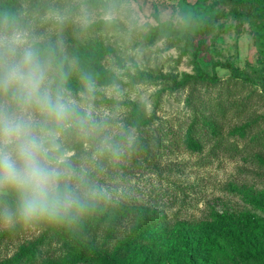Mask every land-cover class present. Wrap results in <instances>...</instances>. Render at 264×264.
<instances>
[{"label":"rangeland","instance_id":"rangeland-1","mask_svg":"<svg viewBox=\"0 0 264 264\" xmlns=\"http://www.w3.org/2000/svg\"><path fill=\"white\" fill-rule=\"evenodd\" d=\"M245 9L215 0H20L23 26L0 32L20 41L18 54L28 46L39 50L49 86L66 89L86 119L83 127L77 118L50 125L46 147L53 166L68 171L62 187L84 205L66 219L83 243L108 256L104 264L263 259L257 226L264 222L258 208L264 203V19L254 9L239 17ZM75 41L109 49L92 55L107 81L92 79L91 92L83 82L77 88L59 82L52 63L57 55L70 63L64 49ZM217 61L231 62L238 77L214 67ZM199 68L214 69L217 82L196 79ZM160 74L191 80L175 87ZM137 108L150 123L131 124ZM196 118L210 120L215 132L189 138ZM166 128L171 135L163 136ZM8 209L0 210V264H14L41 237L37 264H61L72 255L47 224H29ZM231 212L248 213L249 227Z\"/></svg>","mask_w":264,"mask_h":264},{"label":"clouds","instance_id":"clouds-1","mask_svg":"<svg viewBox=\"0 0 264 264\" xmlns=\"http://www.w3.org/2000/svg\"><path fill=\"white\" fill-rule=\"evenodd\" d=\"M20 41L0 38V190L10 189L18 198L19 215L34 218H69L84 207L77 194L62 181L66 169L53 166L49 149L50 125H62L78 117L66 89L49 86V65L38 49L23 47ZM66 75V74H65ZM86 91L94 82L82 76ZM39 113L35 120L32 112Z\"/></svg>","mask_w":264,"mask_h":264},{"label":"trees","instance_id":"trees-1","mask_svg":"<svg viewBox=\"0 0 264 264\" xmlns=\"http://www.w3.org/2000/svg\"><path fill=\"white\" fill-rule=\"evenodd\" d=\"M20 0H0V32L3 34H8L17 30L23 26L22 17L20 11L18 10ZM219 3H222L227 6H240L242 8L246 7L245 11L238 14L239 17H246L248 12L251 9H254L256 18L264 19V0H215ZM110 26V24H108ZM168 29H164L161 32V35L165 33ZM160 30L156 27L153 29L152 33L149 35V40L152 41L154 36ZM99 51L101 54H107L109 49L100 44L86 48L79 41L70 43V45L65 46L64 53L70 54L71 62L68 63V60H63L61 55L54 56L52 63L54 68L59 71L58 81L65 83L72 88H77L81 86L82 76L87 74L91 79H95L97 82L103 84L107 81L105 78L104 72L99 65V60L93 58V53ZM220 66L229 70L232 77H238L237 68L229 61L220 62L217 61L214 63V67ZM66 74V75H65ZM164 78H170L175 87L182 86L191 78H184L182 80H176L175 76L172 74H160ZM196 79H205L211 83H215L218 80V76L213 69L211 73H206L200 68L198 69V74L195 77ZM150 118L144 116L143 110L137 108V110L131 116V124L136 127H142L150 123ZM215 125L208 119H195L188 137L192 139H198L200 136L205 135L206 133L215 132ZM171 128H166L163 136L171 135ZM142 152L145 154H152L149 149H146L142 146ZM153 155V154H152ZM4 206H7L8 211L13 213L15 212L18 216V198L16 193H8L0 191V210ZM261 211H264V203L258 207ZM231 217L235 221L245 227H249V215L248 213L237 214L230 213ZM29 224L32 223H45L47 224V230L51 232V236H55L60 240L64 247L69 249V253L72 255L65 259L61 264H104L102 258H107L108 256L103 253H96L95 248L89 246L86 243H83L77 233V228H72V224L67 221L66 218H34L32 220L26 221ZM16 229V227H15ZM239 233H242L238 230ZM44 236V235H43ZM144 237L147 236L144 234ZM257 237L264 242V222L260 223L257 226ZM44 238L41 237L36 242L30 244L27 248L19 252L14 258V264H37L41 255H42V245ZM256 264H264V257L260 259Z\"/></svg>","mask_w":264,"mask_h":264}]
</instances>
